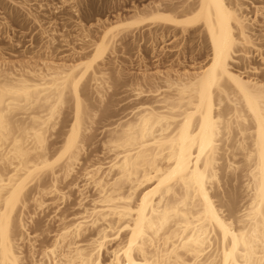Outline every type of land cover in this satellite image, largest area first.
I'll return each mask as SVG.
<instances>
[{"label":"bare ground","instance_id":"6f19581e","mask_svg":"<svg viewBox=\"0 0 264 264\" xmlns=\"http://www.w3.org/2000/svg\"><path fill=\"white\" fill-rule=\"evenodd\" d=\"M106 1L79 0L82 16L88 19L122 8L110 7ZM144 1L130 6L124 16L117 13L114 21L101 23V33L78 57L37 60L19 67L6 64L0 70V264H25L23 211L29 201L40 209L44 205L46 183L38 186L42 177L48 175L52 182L47 181L52 186L48 189L55 191L58 173L63 179L71 176L79 162L90 130L85 125L90 126L94 117L84 99L83 83L92 84L93 94L103 98L101 90L107 85H102L108 84L103 83L105 56L116 42L141 30L146 31L147 57V45L157 36L165 42L167 36L179 33L187 39L197 33L199 48L192 52L197 58L208 53V62L193 70L142 73L150 89L136 96L151 95L152 100L133 106L134 115L116 123L113 135L109 132L106 143L115 152L110 160L83 170V186L92 185L96 199L74 218L61 219L53 242L38 259L34 246L28 245V260L102 264L106 245L114 241L109 264H264V68H252V77L232 66L238 52L249 58L248 49L258 40L244 3ZM87 32H81L84 38L90 37ZM64 105L72 109L71 123L60 150L50 153L48 133ZM230 148L243 155L247 201L239 210L230 203L226 215L215 203L213 190L219 182V162ZM227 166L231 168L229 162ZM32 184L33 195L28 190ZM91 230L95 233H88L94 235L82 244Z\"/></svg>","mask_w":264,"mask_h":264},{"label":"rangeland","instance_id":"374dc122","mask_svg":"<svg viewBox=\"0 0 264 264\" xmlns=\"http://www.w3.org/2000/svg\"><path fill=\"white\" fill-rule=\"evenodd\" d=\"M107 1L106 3L109 4V6L111 5L112 7H115L113 5L118 4L117 7L120 8L121 6L123 9L108 10L103 15H95L86 19V17L82 16L84 11H82L83 6L82 4L80 6L79 0H0V70H4L7 67L6 64H10L11 66L16 65L19 67L20 64L26 65V62H31L32 64L34 61L38 62L37 60H48L49 58H52L54 61L56 60V62H58L60 59L62 60L69 59L71 57H78V54L80 56L81 54L88 52L89 49H87V46L89 45L88 42H90V39L92 40L97 38L98 34L101 33V28L99 29L101 23L114 21L117 13H127V11L130 9V6L134 4L141 6L143 3H146L144 0H127L129 1L126 2L127 4L124 2L126 0ZM240 2L242 4L244 3L243 8H246L245 13L247 18L251 20L255 18L252 21L250 20V22L253 24L251 31H253L252 34H254L258 40L254 41L256 44L255 47L248 49L249 53L247 57L249 58H244V52H238L237 55L234 56L235 62L232 64V66L234 65V69L244 72L245 75L247 74L253 77V73L251 71L252 68H264V11H262L264 10V0H240ZM122 3L125 4L123 5ZM256 7L257 9H261H259L257 12ZM81 28L83 31H88L87 33L90 36L89 38H84L83 33L81 34V32H83ZM145 32V30H141L140 32L128 34L122 40H125L124 42L121 40L116 42L117 44L113 45V49H110L111 51H109V53H107L105 56L106 66H103L102 68L103 70L105 69V77L107 80H105L106 82L104 81L103 83L108 82L109 85H102L103 87L105 85L108 86L104 87L105 90L104 88L101 90V93L104 94L103 98H101L102 100L98 99L100 97H96V94H93L94 86L92 84H88V82L85 81V83L88 84V86H86V84L84 85L83 83V93L86 94L84 95V99H86V105L89 104V106L92 108V112L91 110H88L91 112L90 115L93 116L94 114V117H92L93 122L91 119L92 124L90 122V126H88V124L85 125L87 128L89 127L90 130L88 131L87 129L88 132L86 131L87 133H85L86 138L83 140L86 141L83 145V151H81L82 153L79 155V162L77 161L78 163H76L75 169L71 176L63 179V175L58 173L59 175L57 174V182L55 184L57 189L55 188V191L53 189L51 191L48 188H52V182L46 174L45 177H42V181L40 180L38 183L39 187L42 188L45 186L44 189H46V194L42 196L44 205L40 209L35 207L33 204L34 202L29 201L26 209L23 211L25 231L21 233L23 237L22 239L24 240V244H22L23 247H21V249L23 252V257L25 258V264L28 262L29 264H32L27 257L29 252L28 245L34 246V257L35 259H38L40 252L43 249L50 247V243L53 242L55 235L58 233L57 230H59L58 228L60 227L61 219L70 220L74 218L79 213H81L84 208L89 207L90 201H92L94 198L96 199L97 194L95 193L96 191H94V189L91 187L92 185L89 186L88 184H85L86 186H83V184L86 183L82 176L83 170L94 163H107L110 160V158L113 156L112 154L115 152L111 150V146H109L110 143H106V138H111V135H113L112 131L115 130L114 126L116 123V126H118L120 122L123 121L124 123V120L126 122L127 119L131 118L130 115H134V107L136 108L142 103V101L147 102L148 98H153L151 95L149 97L144 95L138 97L136 96L139 91L146 93V91L150 89L149 86L143 83L142 73L144 74L147 72L146 74L153 75V73L155 74L156 71L157 73L159 71L165 73L187 69L193 70L197 64L206 65L208 62V53H206V56H204L205 58H197L194 55L197 52L196 49L198 50L199 48V46H196V43L199 45V42L195 37L198 35L197 33H195V35L192 34V38H187V36V39H185L184 36L181 37L182 35L179 33L177 36L175 35L176 37L174 36V38L167 36L165 42L164 40L160 41V36H157L159 39L156 38V41H150L149 45H147L148 48L150 47L149 56L147 57L143 53V37ZM260 37L261 39H259ZM183 43L184 45H182ZM176 44L179 46H176ZM152 46L155 49L151 48ZM83 49L84 51H82ZM186 49H190L191 51H187ZM192 51H195L194 54ZM171 69L173 70L171 71ZM85 87L87 88L85 89ZM139 87L141 90H139ZM103 90L105 92H103ZM69 102L72 105V102ZM70 103L68 106H71ZM71 107H66V105H64L61 109L62 111L60 110L61 113L59 114V117H57L58 119L56 118L55 120L56 124L54 125V129L52 128L48 133V142H46V148L48 145L47 152L49 151L50 153H55L54 150H56V152L60 150L59 147L60 145L62 146L61 141L66 135L65 131H68L69 129L66 128V126H69L71 123ZM18 118H25V115H19ZM67 123L68 125H65ZM109 132L112 134L110 135ZM85 136H83V138ZM110 138L107 140L109 141ZM106 146H109V148ZM57 148L59 150H57ZM108 149L113 153H110ZM231 149H233V151H231ZM228 150H230V152H228ZM241 153L242 152L236 148L227 149V152L224 156L226 157L227 155V157H229H223L219 162V182L214 185V187H217L218 189H214L213 187L214 190H212L214 193L211 191V194H215H212L214 196V201L216 199L219 201H215V203L220 205V208L223 207L221 210H223L224 214L226 213V215L229 213L228 210L230 203L233 204L234 202L235 209L237 208L239 210L245 205V201H247V191L244 190L246 189L247 177L246 175H243L244 178L242 177V174L246 173L244 170L243 155H241ZM56 154H53L52 156H50V154L49 156L53 157ZM234 155L235 157H233ZM228 159H230V161H228ZM228 162L231 168L234 169V172L231 171V168H228ZM237 167L238 170H236ZM241 170L244 171L242 172ZM60 175H62V177ZM47 181L49 183L51 182L50 186ZM40 182H43V184L46 183L47 186L45 184L44 186L43 184L42 186L39 185ZM30 186L31 187L28 186V190H30L32 193L31 195H33L36 188L35 186L33 187V184ZM48 190H50L51 193H47ZM53 191H57V194H55L56 196H59V199L58 197L56 198L55 194H52ZM244 191L246 193L245 195ZM216 196L217 198H215ZM244 198H246L245 201ZM230 199H232L231 202ZM242 200L243 202H241ZM92 231L93 230L87 231V234L85 233L84 235L85 238H80L82 244H86L89 241L88 239L94 235L91 234ZM93 233H95V231H93ZM87 235H90V237ZM84 240L85 242H83ZM112 243L111 245L110 243L107 244L106 246L108 248H106L102 253V264L110 263L109 250L111 251V249L117 244L114 241H112Z\"/></svg>","mask_w":264,"mask_h":264}]
</instances>
